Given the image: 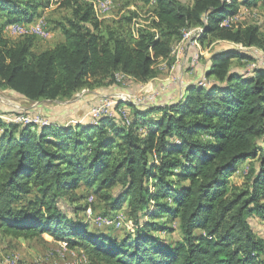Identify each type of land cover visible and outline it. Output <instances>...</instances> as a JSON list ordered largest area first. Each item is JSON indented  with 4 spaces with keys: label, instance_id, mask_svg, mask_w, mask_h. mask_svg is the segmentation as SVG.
Returning <instances> with one entry per match:
<instances>
[{
    "label": "trees",
    "instance_id": "1",
    "mask_svg": "<svg viewBox=\"0 0 264 264\" xmlns=\"http://www.w3.org/2000/svg\"><path fill=\"white\" fill-rule=\"evenodd\" d=\"M143 1L153 12L135 30L137 12L113 24L88 2L62 0L71 10L59 23L65 40L34 52L37 36L12 41L4 29L34 20L50 0H0V87L37 102L119 83L117 73L145 84L193 28H202L201 43L210 37L264 48L258 25L221 26L264 0ZM234 58L252 56L232 47L212 53L208 86L188 84L165 105L126 102L127 116L39 128L0 116V231L23 239L47 233L82 249L91 264H264V237L251 224L264 219V67L248 74L233 67ZM255 159L244 183L234 182L240 164ZM86 192L106 213L126 205L132 231L93 234L59 206ZM164 217L178 221L179 240L155 233L170 230Z\"/></svg>",
    "mask_w": 264,
    "mask_h": 264
},
{
    "label": "rangeland",
    "instance_id": "2",
    "mask_svg": "<svg viewBox=\"0 0 264 264\" xmlns=\"http://www.w3.org/2000/svg\"><path fill=\"white\" fill-rule=\"evenodd\" d=\"M61 1L50 0V5L42 9L40 15L35 16V19L44 18L47 27L51 31V36L48 38L38 37L33 46L34 52H41L51 48L59 43L61 38H64L59 23L70 16L71 10L61 6ZM180 1L187 4L193 2V0ZM153 8L152 4H146L143 0H116L114 7L110 11V16L105 18V20L108 23L115 24V22L124 19L134 11L138 13L135 20L132 21L134 27L136 20L141 19L143 23L149 22ZM248 8L242 6L239 9L237 17L233 19L234 23L242 24L243 26L258 25L260 34L264 38V4L260 2L257 6ZM4 34L12 41L20 39L12 36L9 31L7 32V25L5 26ZM193 35L197 36L196 30H194ZM194 39L177 42L174 46L172 57L166 60H158L155 65L158 75L145 84H140L130 79L108 86H98L93 89L85 88L77 92L72 98L44 99L37 102L26 99L14 90L0 87V116L4 117L7 122L14 121L20 124L26 123L23 119L36 120L35 124L38 125V128L45 124H62L69 127L78 126L79 124H93L95 121L91 116L92 107L102 102L105 98L118 102L120 94L126 95L129 101H121L119 103L121 104L120 108L125 110H130L126 102H135L139 105V98L153 93L157 94L154 101L149 104H141V106H159L179 100L188 84H199L201 80L206 78L205 71L209 66L211 54L225 48H238L252 56L251 60L233 59V67L241 71L252 74L255 66H263L260 64L261 57H259V52L264 53V48L255 47L253 50L250 47L210 37L203 43ZM256 55L259 57L258 59H256ZM189 71L191 73L186 76L185 74ZM205 80L208 83L215 79L212 77ZM117 105L112 104V107ZM257 163V159L241 163L239 171L234 177V182L238 184L244 183V174L255 167ZM85 190L84 185L77 188L79 193L85 192ZM34 195H36L35 191L32 195L25 197L24 202L34 198ZM86 196V199H76L75 197L67 196L59 201V206L72 220L87 224L89 231L93 234H111L117 238H123L132 231L133 226L124 212L126 205L119 210V214L106 213L100 200H96L94 196L87 192ZM118 217L121 218L120 224L118 223ZM159 220L170 230L157 231V229H154L156 234L161 235L167 242L181 238L182 235L177 229V220L173 218L166 219L165 217ZM261 220L264 219L253 217L251 218V224L255 231L264 237V221ZM0 251L4 252L1 255L3 259L0 257V264H8L7 260L11 257L17 258L18 264H37L38 262L42 264H91L82 249L71 248L68 241L63 239L56 240L46 235L23 239L5 235L0 231Z\"/></svg>",
    "mask_w": 264,
    "mask_h": 264
},
{
    "label": "built area",
    "instance_id": "3",
    "mask_svg": "<svg viewBox=\"0 0 264 264\" xmlns=\"http://www.w3.org/2000/svg\"><path fill=\"white\" fill-rule=\"evenodd\" d=\"M83 1L88 2L93 6V9L95 11L96 16L100 19H105L116 3V0H83ZM246 8L249 9L248 7H246ZM237 15L238 14L228 16L227 18H225L222 21L221 26H228V27H232L233 25L237 26L238 23L236 24L233 21V19H235L237 17ZM142 24H143V22L141 19L136 20L134 23V29L137 30L140 26H142ZM194 30H196L197 36L193 35ZM8 31L14 37H24V36H28V35H34V36L41 37V38H48L49 36H51V31L47 27V24H46L44 18L34 19L30 22H22V23L21 22H13V23H10L7 25V32ZM202 31H203L202 28H193V29L187 30V31H185L181 41L182 40L191 41L193 38H195L194 40L199 42L198 37ZM244 47H248V46H244ZM249 47H250V49L254 50V48L257 46H249ZM259 57H261L260 58L261 59L260 64L264 66V53L259 52ZM259 57L256 55V59H258ZM263 66H261V67H263ZM255 67H258V66H255ZM116 79L118 82H124V81L129 80L130 78L123 73H117ZM205 79L201 80V82L198 85L208 86L210 84V82L206 83ZM156 95L157 94L153 93V94H150V95L145 96L143 98H139L138 104L139 105L149 104L152 101H154V99L157 97ZM128 99L129 98H127L126 95L124 96V94H120V100L118 102H115L111 99L105 98L102 102H99L97 105L92 107L91 116H92L93 120L95 122H97L104 115L120 116V114H122V115L127 116L129 113L128 110H125L124 108H120V107L117 108V106L112 107V104L117 105L120 103V101H127ZM23 120L26 123L37 122L36 120H32L29 118L23 119ZM23 120H21V121H23ZM118 223L119 224L121 223L120 217H118ZM130 223H131V221H130ZM7 261H8V264H18L17 258L11 257ZM37 264H42V263L38 262Z\"/></svg>",
    "mask_w": 264,
    "mask_h": 264
},
{
    "label": "crops",
    "instance_id": "4",
    "mask_svg": "<svg viewBox=\"0 0 264 264\" xmlns=\"http://www.w3.org/2000/svg\"><path fill=\"white\" fill-rule=\"evenodd\" d=\"M60 3H61V2H60ZM110 14H111V12L108 14L107 17H109ZM107 17H106V18H107ZM63 37H64V38H61V39H60V42L65 40V36H64V35H63ZM162 60H163V59H162ZM189 73H191V71H189V72H188L187 74H185V75L188 76ZM173 101H174V100H173ZM133 103L136 104L135 102H133ZM136 105H137V104H136ZM257 218H260V217H257ZM260 219H263V218H260ZM261 221H264V220H261ZM44 235H46L47 237H52L51 235H49V234H47V233L44 234ZM3 253H4V252H1V251H0V257H2V259H3V256H1V255H3Z\"/></svg>",
    "mask_w": 264,
    "mask_h": 264
}]
</instances>
